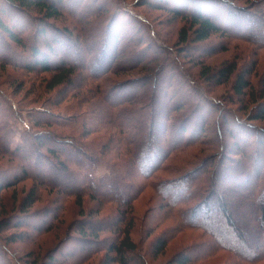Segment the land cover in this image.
I'll list each match as a JSON object with an SVG mask.
<instances>
[{
  "label": "trees",
  "instance_id": "obj_1",
  "mask_svg": "<svg viewBox=\"0 0 264 264\" xmlns=\"http://www.w3.org/2000/svg\"><path fill=\"white\" fill-rule=\"evenodd\" d=\"M68 1L71 11L65 10L63 0H0V63L50 74L47 90L58 89L60 99L69 95V87H88L86 95L96 94L107 111L93 115L81 98L71 112L35 107L25 120L20 107L0 89V152L21 175L10 179L1 171L0 191L25 177L50 191L74 196L78 206L83 197L95 200L97 209L107 206L108 213L95 215L94 210L74 227L86 256L105 250L102 264H154L147 256L162 254L177 240L180 243L165 264H204L222 254L227 258L218 264H264V127L254 123L264 120V73L259 94L251 81L259 61L257 50H264V0H196L193 11L170 8L187 23L179 30V42H201L219 34L253 49L256 56L239 68L233 60L216 68L204 66L199 73L206 85L231 78L227 101L237 103V109L208 95L203 82L183 75L181 65L176 70L173 65L179 61L168 57L162 46L158 52L162 57L151 55L164 61L153 65L159 69L149 77L152 85L147 87L143 78H111L109 73L136 65L141 48L135 49V39L118 32L115 23L124 19L120 15L103 19L85 39L66 25H56L51 20L65 15L82 27L90 24L91 15L76 7L80 0ZM176 1L188 5L193 0ZM186 47L200 50L199 57L204 54L199 45ZM168 65L185 78L187 90L184 96L173 94L165 100L157 85L167 84L161 75ZM243 103L252 104L246 120L237 113L247 110ZM42 125L60 129H36ZM100 165L105 171L94 177ZM143 193H150L154 201L149 208L163 209L175 224L148 223L143 235L152 237L145 246L144 238L131 237L136 219L132 207ZM37 198L31 190L20 208L30 207ZM12 224L20 227L23 221ZM189 232H197L199 239L187 243L178 238ZM61 248L42 264H58L55 256L63 258ZM8 255L12 256L9 249L0 246V264H9Z\"/></svg>",
  "mask_w": 264,
  "mask_h": 264
},
{
  "label": "rangeland",
  "instance_id": "obj_2",
  "mask_svg": "<svg viewBox=\"0 0 264 264\" xmlns=\"http://www.w3.org/2000/svg\"><path fill=\"white\" fill-rule=\"evenodd\" d=\"M190 1L192 0L188 2ZM63 2L65 10L69 9L71 11V9H73L72 2L68 0H63ZM113 4L114 6L112 7ZM186 4L185 1L177 2L176 0H80L76 3V7L80 9L83 8L84 11L91 15L90 24L92 25L86 23V25L84 24L82 27L79 23L77 25L75 22V24L67 15L51 21H54L58 26L66 25L78 36L85 39L89 38V32L92 31V28L93 30H97L98 24L103 19L108 20L114 15H120L124 19L121 21L118 18L115 23L118 32L128 40L135 39V49H141L136 55V58H138L136 65L134 64L131 68L127 65L124 66V71L109 73L111 78L115 80H135L143 78L142 82L147 83L145 84L147 87L152 85L154 80L149 77L156 74L155 72L159 69V67L155 68L153 65H156L158 62H161V65H163L164 61L158 59V61H155L151 59V55H157L158 58L162 57L160 56L162 53L161 48L165 47L168 50L165 54L168 57H172L173 60L179 61L178 65H173L176 70L179 71L178 66L181 65L180 68L182 67L183 69V75H186V77H195L198 81L203 82L208 95L221 100L223 104L226 107H230V109H237V103L227 101L230 95L231 78L224 83L206 85L203 79L199 77V73L203 71L204 66L216 68L227 61L233 60L239 68L242 64L248 61L250 62V58L255 57L256 54H252L253 49L247 44L236 42V40L230 37L219 34H214L201 42H192L190 39L186 42H179V30L181 26H187V23L183 17L173 14L170 8L174 7L179 10L185 9L187 11H193L197 9L199 3L193 0L188 5ZM117 12L119 13L117 14ZM34 15L36 14L34 13ZM22 24L24 25L25 22ZM84 27L86 28L85 30L83 29ZM152 31H154L155 36L152 35ZM92 36L94 37V35L90 37ZM125 38L124 40H126ZM186 44L189 46L199 45L201 48L204 47L205 49L203 48L202 50L204 53L203 56H198L201 53L200 50L193 52L185 49L187 48ZM84 45L86 47L89 46L88 43ZM257 56H259V61L255 69L256 72L251 76V81L256 93L259 94V77L264 73V50H257ZM129 61L130 60L127 61L128 63L123 62V64H129ZM176 70H173L170 65L164 68L161 78L163 82L169 85H157L159 89L157 93L159 97L161 96V99L167 100V98L171 97L173 94L179 95V93H183V95H181L184 96V91L187 90L185 78H182L181 75L176 73ZM49 78L50 74L48 73L24 71L17 67L0 63V89H3L7 93L14 105L18 108L20 107L25 120L28 118L26 115L27 111L35 107L45 106L58 114H61V111H66V113L71 112L69 109L77 106L79 102L76 101L81 98H85L82 105L88 108L87 111H89V113L93 115L106 113V105L96 94L92 97L86 95L90 92L88 87H69L67 91H70V93H75L76 91V94L70 96L71 94L68 93V96L66 94L64 98L60 99L57 95L59 92L58 89L47 90L46 83ZM142 82L140 81L139 83L143 84ZM64 89L66 90V88ZM77 90L79 91L77 92ZM262 99H264V97ZM243 104L245 105L248 103ZM251 108L252 104H248L246 111L237 110V113L242 119L246 120V114ZM254 123L264 127V120H255ZM22 126L23 124L20 125V127ZM36 129L59 130L60 128L57 125H42L40 128L36 127ZM104 171L103 165H100L94 170L93 175L94 177H98ZM0 172L1 175L9 173L10 176L8 178L10 179L15 178L17 175L21 176L15 163L1 154V152ZM1 179L2 177H0V180ZM31 190L38 194V198L30 207L22 208V210L20 208L21 201ZM153 203L154 201L152 200L151 194L143 193L134 202L132 207L136 219L134 221L135 229L131 237L135 240L139 238L142 240L144 238V246L145 243L149 241L150 237H152L151 235L147 236V234L143 235L144 230L147 229L148 223L156 224L162 221L164 225H175L172 217L164 216L163 209L156 210L149 208L151 205H154ZM96 205L95 200L83 197L81 206H78L74 196H66L50 191L43 185L29 178L20 177L16 179L12 182V185L0 191V225L3 227L0 231V246L3 247L5 245L9 249L12 255H8L9 264H17V262L20 264H42L46 261V257L49 253L56 251L58 247L61 248L64 245H69V247L66 249L61 248L60 255L63 258L59 259L55 256L58 264H102L105 250H97L95 253L86 256L87 251L82 250V244L78 240L79 236L74 228L79 222H83V220L94 215L92 214L94 210H98L95 215H103L109 212L107 206H99V209H97ZM147 209L149 210L147 211ZM46 210H51L52 214L43 215V212ZM144 212L147 213L145 216H143ZM20 220L23 221L22 226H13L12 223ZM7 222L11 223L9 225L12 226H5ZM178 238L187 241V243L195 240V238L199 239L197 232L180 233ZM179 243L178 240L174 241L171 246H167V249L162 254L153 257L147 256V258L151 263L165 264V261L172 253L171 251H174ZM71 250L72 253H69ZM226 258L225 254H222L217 258L218 260L216 259L217 261L211 260L213 262L209 261L204 264H218ZM196 264H203V262H197Z\"/></svg>",
  "mask_w": 264,
  "mask_h": 264
}]
</instances>
